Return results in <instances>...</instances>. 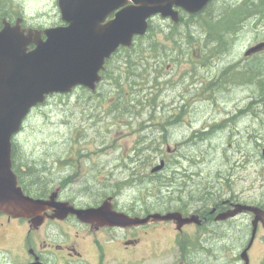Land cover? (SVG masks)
Instances as JSON below:
<instances>
[{
  "label": "rangeland",
  "instance_id": "1",
  "mask_svg": "<svg viewBox=\"0 0 264 264\" xmlns=\"http://www.w3.org/2000/svg\"><path fill=\"white\" fill-rule=\"evenodd\" d=\"M244 1L214 0L197 19L186 15L182 26L166 31L162 26L169 23L152 22L143 44L163 50L161 55H149L152 58L137 71L135 50L121 51L107 68L97 93L78 89L50 97L34 109L14 142L20 144L21 154L28 155L24 165L29 168L41 160L48 171L39 188L55 185L54 191L59 185L84 204L116 193L121 207H157L165 211L161 213L181 207L208 210L215 202L231 199L264 207V104H257L264 77L227 82L228 75L232 79L250 66H264L262 51L246 56L264 43V14L253 13L264 5L259 0L247 1L243 9L249 15H242L243 21L226 35L215 34V28L227 27L216 24L229 20L225 16ZM45 2L31 0L27 11L47 10L54 15L55 3ZM206 31L211 39L218 37L213 44L221 56L210 55L211 45L204 47L209 39ZM190 34L196 40L191 41ZM176 41L180 49L170 56L165 50H173ZM162 162L164 170L153 175ZM209 192L215 194L214 199L204 196ZM252 220L251 215H242L231 223L242 224L238 230L245 233ZM259 231L249 264H264L261 225ZM205 232L204 264H233L218 258L229 249L232 258L233 230L216 224ZM176 237L173 223L160 224L148 240L142 237L137 249L143 258L140 264H153L147 250L154 248L149 244L158 253L166 249L173 264H181ZM88 252L96 263L94 250L88 247Z\"/></svg>",
  "mask_w": 264,
  "mask_h": 264
},
{
  "label": "water",
  "instance_id": "2",
  "mask_svg": "<svg viewBox=\"0 0 264 264\" xmlns=\"http://www.w3.org/2000/svg\"><path fill=\"white\" fill-rule=\"evenodd\" d=\"M212 0H60L64 28L43 32L22 30L5 24L0 30V211L16 218L31 219L36 225L44 221L43 213L57 208L58 217L76 215L82 222L98 227H132L155 222L173 221L181 231L184 226L203 221L197 215L184 217L180 212L156 213L145 218H132L112 210L110 201L98 208L66 209L56 204L57 193L50 200L33 199L19 186L13 170V137L23 128L32 109L46 102L49 95L71 94L84 87L96 92L103 77L101 72L114 53L121 47L130 48L137 36H143L149 28V19L161 15L180 21V8L187 13L203 11ZM115 18L103 25L117 10ZM35 46L30 51V47ZM264 49V43L247 54ZM264 157V149L262 150ZM164 162L153 169L163 170ZM216 212V209L213 210ZM253 213V237L243 251L242 258L249 264L248 251L256 238L259 224L264 225L261 207L236 204L234 209L219 213L218 221H226L241 213Z\"/></svg>",
  "mask_w": 264,
  "mask_h": 264
},
{
  "label": "flooded vegetation",
  "instance_id": "3",
  "mask_svg": "<svg viewBox=\"0 0 264 264\" xmlns=\"http://www.w3.org/2000/svg\"><path fill=\"white\" fill-rule=\"evenodd\" d=\"M35 1L40 2L41 0ZM51 1L55 3L54 15L47 10L28 12L27 8L30 6L31 0H0V30H2L4 22L13 27L18 24L21 29L40 31L66 26L59 7L60 0ZM48 2L49 0H46L45 5ZM128 2H132V0H128ZM113 18L114 15L110 16L105 22H109ZM159 19L158 16L150 21V27H153L152 22ZM164 22L171 23V20H164ZM162 28L166 31L171 28V25H163ZM43 38H46L45 34H43ZM18 146L20 144L14 142L13 167L19 177L20 185L30 197L50 199L55 185L42 190L32 180H27L29 168L20 160L21 150ZM55 190L58 191H56L58 196L55 203L67 205L66 209H70V207L76 209L96 208L103 202L102 200L101 202L84 204L77 197L70 195L67 189L63 190V187H59V185ZM103 199L110 201L113 211L125 213L130 217L139 215L140 217H147L158 213L157 207L151 208L147 213L141 212L142 208L137 206L126 210L125 207L120 206L118 196L106 195ZM236 203L238 202L224 200L221 206L212 205V208L208 210L199 207L197 209L190 208L183 212L185 217L199 216L203 223L201 225L197 223L188 224L182 232H177L184 239L182 248L184 254L181 257V264H204L205 257H201L204 255L202 254V246L208 241L205 230L216 224L233 230L231 235L233 238L236 236L233 242L234 253L232 258H229L230 249L227 251V255L221 254L218 258L222 256L226 261H232L233 264H245L241 253L239 255L236 251L242 249L243 252L247 248L253 237V225L247 224L249 230L243 233V231L238 230V227L242 224L238 222L231 223V221L238 220L242 215L225 222L217 220L219 213L232 210L233 205ZM213 209H216V212H213ZM56 211H58L57 208H51L44 212V221L40 225L32 223L30 219L15 218L0 211V264H103L105 261L107 263L140 264L142 257L137 249L142 243V237L148 240L150 232L163 224V222L150 221L137 227H98L82 222L76 215L69 214L58 217ZM261 226L264 228L263 225ZM259 229L260 226L257 230L255 242L260 239ZM235 230H237V233H234ZM225 237L228 236L225 235ZM149 246L154 248L150 251L147 250V254L153 259V264H173L172 255L168 254L166 249L158 253L154 245L149 244ZM253 246L248 251L249 255ZM88 247H91L96 253V263L92 261ZM109 251H113V255H109Z\"/></svg>",
  "mask_w": 264,
  "mask_h": 264
},
{
  "label": "trees",
  "instance_id": "4",
  "mask_svg": "<svg viewBox=\"0 0 264 264\" xmlns=\"http://www.w3.org/2000/svg\"><path fill=\"white\" fill-rule=\"evenodd\" d=\"M247 1H249V0H245L244 2L241 3L240 7L237 8V10L233 9L229 14H227L225 16V17H229V20L224 19V20H221V22H219V23L216 24L219 27L220 26H224L225 24H227V27H221V31L218 30L217 28H215L216 33H218L220 37L223 36V35H226V31L229 30V29H231L233 25H236L237 23H240L241 21H243L242 14H246V12H244L243 6H244V4L247 3ZM259 1H260V3L262 5H264V0H259ZM237 11H238V15L233 16ZM195 17H200V15H198V16H191V18H195ZM195 19H197V18H195ZM220 19H221V17L219 16L217 18V20H220ZM206 32H207V35L209 36L210 35L209 32L208 31H206ZM192 36L193 35L190 34V37H189L190 40L191 41L196 40ZM147 38H148V36L145 37V38H139L137 44L132 49H129V50L128 49H124V51H126V52H130L132 50H135L136 57L133 58V61L136 63L135 67H136L137 71L139 70L138 67H144L145 66L144 65V62L147 61L148 58H152V56H149V55H151V54L161 55L163 53V50H159L158 48H152L151 49V45L145 46L143 44V42ZM175 44H176V47L173 50H170V51L169 50H165V52L167 54H169L170 56L173 55V51H179V49H180V47L178 46L177 41L175 42ZM208 45H211V47L209 49L211 56H221L220 51L218 50V47L214 46L213 39H211L210 36H209V39L204 42V47L205 48H208L209 47ZM139 46H141L142 48H144V50L139 51L138 50V47ZM263 61H264V59H263ZM238 68L239 67H237V69ZM263 69H264V66L261 67V68H259V69H256L255 67L250 66L249 68L246 69L247 70L246 73H243V72H241L239 74L236 73L233 76L232 79H230V77L228 75L227 82L228 81H234V82H236L239 79H244V80L245 79H249L250 81H254V80L258 79V78H261V76L264 77V70ZM260 87H261L260 88V94H259V97L257 99V102H258L257 104H264V79L261 81ZM26 156H28V155L25 154L23 156V154H20V160H22V161H23V159L25 160L26 159L25 158ZM38 161H40V162H38ZM30 170H32V171L30 172ZM28 171H29V173L27 174V180H32L34 184H36V185L39 184L40 186L42 185L43 182H45V179L49 175L48 174V171L44 168V165L41 162V160H36V161H33L32 163H30L29 164ZM158 173H160V172H158ZM155 174H157V173H155ZM155 174H153V175H155ZM177 179L178 178H174V181H177ZM37 187H39V186L37 185ZM180 195H182V194H180ZM204 196L205 197L207 196L208 198H211V199H214L215 198V194L210 193V192L207 195H204ZM230 201L235 202L234 199H231ZM222 203H223L222 201H218L214 205L215 206H221ZM259 206L262 207V205H259ZM262 208H264V207H262ZM148 211H149V209H142L141 210V212H145V213H147ZM177 211L184 212L185 209L183 207H181ZM183 242H184V239H183L182 235H178L177 238H176V244H177V247L179 248V250L181 252V256L184 254V252L182 251Z\"/></svg>",
  "mask_w": 264,
  "mask_h": 264
},
{
  "label": "bare ground",
  "instance_id": "5",
  "mask_svg": "<svg viewBox=\"0 0 264 264\" xmlns=\"http://www.w3.org/2000/svg\"><path fill=\"white\" fill-rule=\"evenodd\" d=\"M237 10V9H236ZM238 12V11H237ZM249 13H250V11L249 12H246V14H242V15H249ZM253 13H261V14H264V8L262 9V10H254V12ZM103 25H105V24H103ZM215 34H217L218 36H219V34L218 33H215ZM218 41V37H215L214 39H213V42H217ZM114 196H118L116 193H114ZM216 203V202H215ZM206 210V209H205Z\"/></svg>",
  "mask_w": 264,
  "mask_h": 264
}]
</instances>
